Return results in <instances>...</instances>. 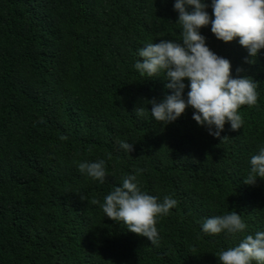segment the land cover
Here are the masks:
<instances>
[{
	"label": "trees",
	"instance_id": "trees-1",
	"mask_svg": "<svg viewBox=\"0 0 264 264\" xmlns=\"http://www.w3.org/2000/svg\"><path fill=\"white\" fill-rule=\"evenodd\" d=\"M176 2L0 0V264H220L219 252L264 232V179L244 183L264 148V49L253 60L211 24L199 30L231 78L257 84L240 129L226 123L217 138L190 106L174 122L155 121L151 102L174 90L165 72L148 78L135 64L149 43L182 45ZM202 2L214 19L212 0ZM100 161L103 182L79 171ZM129 176L158 203L177 201L157 217L155 244L102 210ZM232 212L243 232H203L206 219Z\"/></svg>",
	"mask_w": 264,
	"mask_h": 264
},
{
	"label": "clouds",
	"instance_id": "clouds-1",
	"mask_svg": "<svg viewBox=\"0 0 264 264\" xmlns=\"http://www.w3.org/2000/svg\"><path fill=\"white\" fill-rule=\"evenodd\" d=\"M185 4L192 6L194 11H186ZM206 7L202 0H177L174 8L183 29L182 45L167 40L149 43L139 50L143 62L138 61L135 68L148 78L165 72L166 81H169L166 87L174 90L163 102H151L155 121L174 122L190 106L195 110L196 123L206 125L210 134L219 138L226 123H230L233 131L241 128L243 119L239 110L257 103V84L247 77L231 78L230 62L206 46L199 30L211 24V32L217 39L225 43L238 39L254 60L258 51L264 49V0H212L214 19H210ZM185 79L190 81L186 101L182 97ZM143 111V108L138 109V114L143 115ZM213 127L215 131H211ZM60 139L67 140V137ZM120 147L129 153L133 150L132 144L122 141ZM250 164L251 170L244 183L254 185L258 177L264 179V148L252 156ZM78 168L81 173L101 182L106 176L103 161L81 162ZM135 179V176L124 179L122 186L115 187L105 197L101 207L109 219L123 222L130 232L155 244L157 217L167 215L177 201L165 197L163 203H158L155 197L140 192ZM91 203L99 201L93 199ZM245 228L236 212L208 218L202 224L203 232L212 235L226 231L235 236ZM217 257L220 264H253V261L264 264V232L247 235L238 246L219 252Z\"/></svg>",
	"mask_w": 264,
	"mask_h": 264
}]
</instances>
